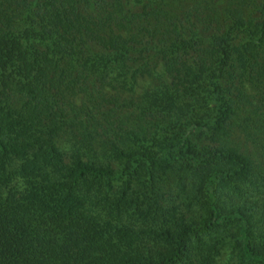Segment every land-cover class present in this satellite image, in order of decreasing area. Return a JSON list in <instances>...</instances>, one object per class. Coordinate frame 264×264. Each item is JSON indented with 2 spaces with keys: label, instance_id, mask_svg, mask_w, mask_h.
Wrapping results in <instances>:
<instances>
[{
  "label": "trees",
  "instance_id": "trees-1",
  "mask_svg": "<svg viewBox=\"0 0 264 264\" xmlns=\"http://www.w3.org/2000/svg\"><path fill=\"white\" fill-rule=\"evenodd\" d=\"M0 264H264V0H0Z\"/></svg>",
  "mask_w": 264,
  "mask_h": 264
},
{
  "label": "rangeland",
  "instance_id": "rangeland-1",
  "mask_svg": "<svg viewBox=\"0 0 264 264\" xmlns=\"http://www.w3.org/2000/svg\"><path fill=\"white\" fill-rule=\"evenodd\" d=\"M159 69V67L157 68ZM164 77L161 74L160 71H155V73L153 74V76L151 78L145 79L142 83H138V85H135L133 87V90H135L136 92L142 94L146 89H150L152 91V93L156 91H159V86L161 85V83L163 82ZM183 107L185 108V106L183 105Z\"/></svg>",
  "mask_w": 264,
  "mask_h": 264
}]
</instances>
